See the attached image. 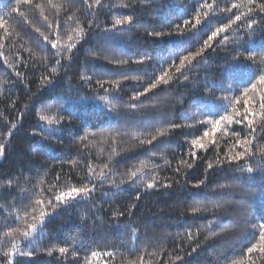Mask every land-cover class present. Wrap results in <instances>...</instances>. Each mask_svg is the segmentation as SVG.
Returning a JSON list of instances; mask_svg holds the SVG:
<instances>
[{
	"label": "trees",
	"instance_id": "obj_1",
	"mask_svg": "<svg viewBox=\"0 0 264 264\" xmlns=\"http://www.w3.org/2000/svg\"><path fill=\"white\" fill-rule=\"evenodd\" d=\"M34 3L42 7H23L25 21L16 13L9 16L17 6L16 0H0V18L8 22L11 33L5 38L0 29V144L5 145L0 155V196L4 197L0 199V264L6 260L5 252L13 251L12 243L2 239L7 231L5 224L13 221L11 227L24 230L27 224L39 221L42 210L51 212L47 201L66 186L91 187L86 179L89 164L97 176L105 164L113 174L103 185L97 184L90 199L59 206L42 230L33 233L34 244L17 239L18 251L34 254H17L12 257L13 264H85L86 260L87 264H139L141 256L143 264H251L246 250L257 242L251 226L264 222V170L260 167L264 161L259 155V149L264 148V119L259 115V93L249 92L247 97L257 113L253 118L256 131L252 132L246 123L225 126L226 132L221 128L204 138L202 142L214 138L217 144L209 145L206 152L197 151L195 160L187 155L190 141L202 136L205 127L183 125L194 124L193 114L212 105L208 93L213 97L230 96L233 103L229 111L233 106L245 110L241 93L248 87L246 66L252 62L244 58L253 52L257 61L264 57V18L254 14L252 18L260 21L259 28L254 26L251 39L245 35L238 44L231 42L233 35L238 27L242 34L247 33V21L233 24L226 33L230 41L225 44L222 36L218 37L199 65L186 73L187 80L177 78L175 68L169 66L173 60L178 65L181 57L198 51L211 31L228 23L225 17L234 19L254 5H249V0H207L212 4L208 10L200 7L205 0H100L99 4L88 0L91 7L83 0H51L55 8L48 0ZM260 3L264 0H255V4ZM232 4L240 5L239 9L221 11ZM204 11H209L210 23L197 29L190 24L186 43L178 49L179 39L166 34L175 32V25H182L184 20L194 23L197 14L205 20ZM57 12L62 21L60 31L49 38L66 45L71 37L76 44L62 57H55V50L35 31L39 27L48 35L42 17L47 16L55 27ZM128 16L132 22L118 26L117 38L105 34L104 29L111 28L114 19ZM78 27L89 33L82 40L76 36ZM237 53L240 60L233 61ZM4 59L11 66L4 64ZM56 59L61 60L58 66ZM140 60L144 62L135 63ZM165 70L173 77L168 85L133 99ZM44 77H51L53 83ZM113 82H119L118 87ZM229 85L239 90L227 91ZM84 98L101 102L102 106L76 102ZM237 98L239 103L235 102ZM57 109L64 117L71 114L70 122L57 126L52 134L44 131L40 135L47 127L40 115H56ZM196 119L205 117L198 115ZM170 123L182 126L169 128ZM165 129L166 136L151 145L146 143ZM245 137L252 142L255 157L205 172L208 162L215 165L218 152L225 158L241 150L233 145L237 138ZM142 166L146 169L143 176L138 173L136 183L128 182V173ZM248 166L253 167L252 173L237 170ZM154 175L161 184L169 181L171 186L145 189L144 184ZM113 179L119 187L110 183ZM121 180L126 183L121 185ZM201 180L205 183L196 187ZM53 185L56 188L50 194L47 189ZM21 189L25 191L21 193ZM38 200L44 205H37ZM197 208L210 211H194ZM116 212H125V216L114 218ZM16 216L21 217L18 222ZM60 247L69 248L66 256L61 257ZM49 249L51 256L47 254ZM92 252L98 255L92 257ZM108 252L114 256L101 255ZM257 255L253 258L260 264ZM177 256L182 260L178 261Z\"/></svg>",
	"mask_w": 264,
	"mask_h": 264
},
{
	"label": "snow or ice",
	"instance_id": "obj_2",
	"mask_svg": "<svg viewBox=\"0 0 264 264\" xmlns=\"http://www.w3.org/2000/svg\"><path fill=\"white\" fill-rule=\"evenodd\" d=\"M48 3L51 5V0H48ZM83 3L88 5V0H83ZM95 3L99 4L100 0H95ZM16 7H14L11 12L9 13V16H11L12 13H16L18 17L23 18L25 21H27V15L24 11H21V9L25 6L29 7V8H41L42 5L39 4H35L34 0H16ZM249 5H254L253 6H249L247 9V12H240L239 14L234 16L233 18L230 17H225L228 19V23L226 24H222L220 27H216L215 30L211 31L210 35L207 36V39H205L203 41V46L199 48L198 51L196 52H191L188 55H185L183 57L180 58L179 60V64L177 65L175 63V61H172V64L169 66L174 67L175 68V73H176V77H183V79L187 80L188 79V75L186 73L190 72L192 70V68L196 67L199 65V63L204 59V53L206 50L212 48L213 42L216 41V39L218 37L222 36V42L227 44L230 41V37L229 35H227L226 33H228L231 29H232V25L236 24L237 21H241L243 23L244 20L247 21L245 27L248 30L247 33L242 34L241 30L239 29V27L237 28L236 32L233 35L232 38V43L234 44H238L240 41H242L244 39L245 35L249 36V39H251L250 33L252 31H254V26L256 28H259L260 26V21L253 19V15H261L262 18H264V3H260V4H255V0H249ZM53 8L56 7V5H51ZM88 7H91V5H88ZM201 8H207L208 10L212 9V4H208L207 0H205V3L203 5H200ZM240 5L238 4H232L230 8L227 9H221L222 12H226V13H231L232 9H239ZM57 19L55 21V27L53 22L48 21V17L47 16H43L42 19L45 22V27L47 32L49 33L48 35H46L44 32H42L40 30L39 27L35 28V31L37 33H39L40 37H42L43 41H46L48 44L51 45V49H54L55 52L53 53V55L55 57H62L64 53H69L72 51V49L76 46L75 42H72L73 38H69L70 42L67 43L66 45H60L58 43V41L56 39H50L49 36L51 34H53V32L59 33L60 31V24L62 23L61 20H59V13H56ZM203 16L206 18L205 20L202 21L201 16L199 14H197L194 17V23H192V21L190 20H184L183 24H177L175 25V32H169L166 35L168 36H173L179 39V42L177 43V48H180V44L181 43H186V41L184 40V37L187 36L189 34V25L191 24V28L192 29H197V26L202 25V24H208L210 23V15H209V11H204L203 12ZM243 18V20H242ZM132 22V17L128 16V17H124V18H116L114 19V22L112 23L111 28H106L104 29L105 34H109L111 33V37L113 39L117 38L120 35V31L118 26H122L125 25L126 23H131ZM8 22L5 21L4 19L0 18V29L3 30L4 32V37L7 38L9 35H11V33L8 30V26H7ZM91 24L92 22H89V29L91 28ZM76 36L79 39H84L85 36H87L89 33L84 31V29L82 28H77L76 30ZM148 35H155V36H162L165 35V33H161V32H149ZM3 48V45L0 44V49ZM174 55V54H173ZM3 56V51L0 50V57ZM71 59V57H69V60ZM148 59H151L150 57ZM245 60L251 61L252 63L247 65V79L245 81V83L248 84V87H244L243 91L241 93L242 96L245 97V110L244 111H238L234 106L231 108V111H229V104H232V98L230 96H220V97H213L211 93H208L209 97L212 100V105L208 106L205 105L203 106V108L198 111L197 113L193 114L192 119L193 121H195L194 124L191 125H183L185 127H195L197 124L202 125L205 127V130L203 131V135L200 137H197L195 139H192L190 141V145H191V149L189 150V152L187 153V155L191 156L193 158V160H195L196 158V154L197 151L203 150V151H207L209 145H216L217 141L214 138H210L207 143L202 142L204 140V138L206 137H212L218 130H220L221 128H224L225 132L227 131V128L225 126H231L233 124H240V125H244L245 123L247 124V126L251 129L252 132H255L256 129L255 127H253L254 125V117L257 115V113L253 110L252 107V101H250L247 97H248V93L252 92L253 94L259 93V106H260V113L259 115L261 116V119H264V57L261 58L260 61H257L255 58V53H250L247 57L244 58ZM240 60V53H237L236 56L233 57V61H239ZM144 60H140V61H135V63H143ZM61 60L60 59H56V65H60ZM121 64H127L128 61H121L119 62ZM4 64H8L9 66H11L9 64V61L7 59H4ZM45 67H47V64L44 65ZM161 67H163V65L161 64ZM56 67L53 66V71L55 72ZM257 73H259L257 75ZM20 73H17V76H19ZM167 77V78H166ZM255 78V79H253ZM43 79L47 80V82L49 84L53 83V80L51 77H44ZM82 79H90L87 77H82ZM125 79H127V77H125ZM173 80V77L168 75V71L165 70L163 72V74H161L160 76H158L156 78V80L154 82H151L148 84L147 87H145L143 89V92H137L133 99H136L139 96L148 94L149 92H151L153 89H156L158 86L160 85H168L170 83V81ZM99 83V82H98ZM114 84L119 85V82H113ZM102 87V85H101ZM227 91H238L239 88H233L231 85L228 86V88L226 89ZM106 92L108 91L107 89L105 90ZM255 98V95L253 97V100ZM102 100L106 99V97H101ZM219 102V107H217V103ZM236 103H239V98L236 99L235 101ZM132 108H135L136 105L133 104L131 105ZM75 111V109H74ZM223 111L224 114L221 115L220 112ZM198 115H203L205 117V119L203 120H197L196 117ZM70 117L71 114L69 115V117H64L62 115H59V109H57V114L56 115H44L41 114L40 115V120L46 123V128H42L40 135L43 136V132L44 131H48L49 134H52L57 126H60L62 123L64 122H70ZM252 117V118H250ZM158 123H163V121H157ZM147 127V125H145ZM182 125H177V124H169V128H177V127H181ZM261 127L264 128V124H261ZM12 129L16 128L15 124L11 125ZM167 133V129L163 130V131H158L156 135H153L151 137L150 140H147L146 143L151 145L153 143V141H157L159 137H164L166 136ZM9 135H11V130L9 131ZM94 135V134H93ZM237 135L238 134H234ZM46 139V137H45ZM83 139H87V136H85ZM141 143H145L144 141H142ZM251 147H252V142L250 140L247 139V137H245L244 139H236V143L235 145H233V148H239L241 150L239 151H235L234 155L231 156H226L225 158H221L219 156V152L217 153V158H216V162L215 165L213 162H208L207 163V167L205 169V172H207L208 170H212L214 169V167H224V166H234V162L237 161H241L244 160L245 158H249V157H255L256 153L251 151ZM5 145L4 144H0V155L3 154ZM113 155H115V152H113ZM259 155H260V159L261 161H264V148H260L259 149ZM111 159V157L109 158ZM181 163H186V161H182ZM188 168L192 167L191 163L187 164ZM261 170H264V164L260 165ZM145 167L142 166L141 168L136 169V171H130L128 173L129 176V181L131 183H136L137 182V175L138 173L140 174V176L142 177L145 171ZM238 171L240 172H247V173H252L254 171L253 167L248 166L246 168H237ZM177 174H179L180 172V168L177 167L176 169ZM112 171L109 168L108 164H105L104 167L100 170L99 175L97 176L95 174V169L91 166V164L88 165V176L86 177V179L89 181V183H91V187L88 186H81V187H77V186H66V190L64 191H60L57 195H54L52 197V199H49L47 201V205L46 207L51 208V212H46V211H41L40 215H39V221L38 222H34L31 224H27L26 228L24 230H21L20 228H13L10 226L11 223H13V221H9L8 223L5 224L4 227L7 228L6 232H3V237L2 239H7L9 240L10 243H12L13 245V251L12 253L9 252H5L4 253V257L6 258L4 264H13V259L12 257L15 255H20V256H27V257H31L34 253L33 251H26V252H20L18 251V249L16 248V241L17 239H22L25 241H29V243L34 244V241L31 240V237L33 235V233H36L38 230H42L41 226L44 225L47 222V218L49 216H51L52 214L55 213L56 209L61 206V205H68L72 202H79V200H87L90 199L92 194L95 192L97 184L99 185H103L104 180L109 179L110 176H112ZM59 178V174L58 177ZM9 186H11V181L8 182ZM110 183L115 186V187H119L120 185H118L116 183V181L110 180ZM126 183V181L121 180L120 184H124ZM205 183L204 180H201L198 182V184L196 185V187H200L201 185H203ZM159 186H163L164 188H168L171 186V183L169 181H165L163 182V184H161V180L158 179L155 175L147 182L144 184V188L145 189H153V188H157ZM223 187V186H221ZM56 188V185H53L52 187H50L49 189H47V191L51 194V192ZM25 190L21 189V193H23ZM37 191V189L33 188V192L35 193ZM40 192H43L44 189H39ZM3 196H0V199H3ZM79 198V199H78ZM139 198V195H137V199ZM205 199H207V196H205ZM37 205H44V201L43 200H38L35 202ZM135 207V206H133ZM27 209V206H26ZM194 211H210L207 208H197L194 209ZM32 212H35V208H32ZM128 215H131V211H129L127 213ZM28 215V211L25 210V216ZM114 218H119V217H123L125 216V212H116L113 214ZM33 220H36V217L33 216L32 217ZM21 219V217L16 216L15 217V222H18ZM264 219V218H262ZM252 229V237L253 239H256V243H251L250 247H247L246 250V255H247V259L249 261H251V264H256V259L253 258L254 254H258L257 255V259H259L260 264H264V222H259L255 225L251 226ZM258 232V238L256 236V233ZM133 235L135 236V233H133ZM189 235H191V233H189ZM193 251H195V249H193ZM58 252L61 254V257L66 256V254L69 252V248L66 247H60L58 249ZM49 256H51L53 254L52 250L49 249L48 253ZM73 256H76L77 253L75 250H73ZM92 257H96L98 254L96 252H92L91 253ZM101 255H107L108 257H113L114 253L112 252H108V253H101ZM176 259L178 261L182 260V257L177 256ZM85 264H87V260L85 261ZM133 264H136V262H133ZM139 264H143V257L141 256L139 258ZM241 264H243V262L241 261Z\"/></svg>",
	"mask_w": 264,
	"mask_h": 264
},
{
	"label": "rangeland",
	"instance_id": "obj_3",
	"mask_svg": "<svg viewBox=\"0 0 264 264\" xmlns=\"http://www.w3.org/2000/svg\"><path fill=\"white\" fill-rule=\"evenodd\" d=\"M77 103L83 105V106H86V105H89V106H102L101 105V102H98L96 100H93V99H89V98H84L82 100H76Z\"/></svg>",
	"mask_w": 264,
	"mask_h": 264
}]
</instances>
